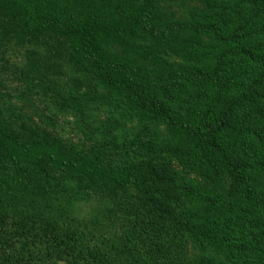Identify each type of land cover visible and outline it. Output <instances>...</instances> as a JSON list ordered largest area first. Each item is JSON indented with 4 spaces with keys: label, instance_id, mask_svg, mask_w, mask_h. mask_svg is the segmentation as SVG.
I'll list each match as a JSON object with an SVG mask.
<instances>
[{
    "label": "trees",
    "instance_id": "trees-1",
    "mask_svg": "<svg viewBox=\"0 0 264 264\" xmlns=\"http://www.w3.org/2000/svg\"><path fill=\"white\" fill-rule=\"evenodd\" d=\"M0 36L43 49L22 76L56 108L140 122L78 149L0 108V264H264V0H0ZM87 194L116 244L70 214Z\"/></svg>",
    "mask_w": 264,
    "mask_h": 264
},
{
    "label": "rangeland",
    "instance_id": "rangeland-1",
    "mask_svg": "<svg viewBox=\"0 0 264 264\" xmlns=\"http://www.w3.org/2000/svg\"><path fill=\"white\" fill-rule=\"evenodd\" d=\"M170 10L174 11L175 16L180 12L174 7ZM30 50L35 51L36 58L43 57L44 51L41 47H34L28 43L20 45L0 36V108L7 109L10 120L14 122V113H20L26 122L31 124L35 122L40 128L52 131L66 144L78 149H87L94 143L103 141L105 143L112 134L116 135L117 142H121L125 136H128L127 132L130 133L138 127L140 122L136 118L114 112L105 105L97 104L88 112L90 115L86 118L56 108L48 93L43 94L39 86H33L35 79L26 81L22 76V73L27 72L31 75L26 57V53ZM62 70L63 72L55 77L56 82L61 85H65L66 82L71 84L69 80L73 77L81 78L66 64H62ZM82 82L80 90L85 89L86 79H82ZM107 116L119 120V125L113 127L111 135L108 134L103 138L100 134L103 129L101 125L106 121ZM106 147H110L109 144H106ZM70 208V214L79 223L81 229L90 232L89 235L95 241H100L105 247L118 242L123 219L111 201L95 194H87L83 198L76 199ZM185 250V256L197 253L189 245Z\"/></svg>",
    "mask_w": 264,
    "mask_h": 264
}]
</instances>
